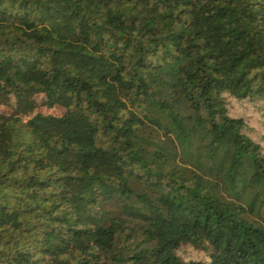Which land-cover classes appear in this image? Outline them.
I'll return each mask as SVG.
<instances>
[{"label": "trees", "instance_id": "1", "mask_svg": "<svg viewBox=\"0 0 264 264\" xmlns=\"http://www.w3.org/2000/svg\"><path fill=\"white\" fill-rule=\"evenodd\" d=\"M1 88L0 264H264V0H0Z\"/></svg>", "mask_w": 264, "mask_h": 264}, {"label": "rangeland", "instance_id": "2", "mask_svg": "<svg viewBox=\"0 0 264 264\" xmlns=\"http://www.w3.org/2000/svg\"><path fill=\"white\" fill-rule=\"evenodd\" d=\"M5 96V90L0 89V97ZM229 110L233 115H242L247 122L248 132L251 136L262 144L264 151V102L260 100H237L229 98ZM35 107L43 112L57 113L56 108L47 107L44 103V99L41 96L34 98ZM25 104H21L22 110L25 109ZM7 107V113L12 112L16 104L7 99L5 103ZM177 254L184 260H207V256L203 251L194 248L190 244H182L177 250Z\"/></svg>", "mask_w": 264, "mask_h": 264}]
</instances>
